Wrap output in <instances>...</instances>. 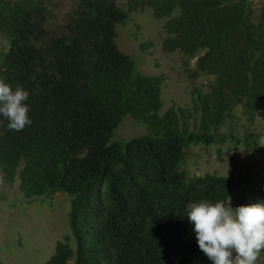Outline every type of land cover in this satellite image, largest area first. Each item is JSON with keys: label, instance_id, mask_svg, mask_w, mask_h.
Segmentation results:
<instances>
[{"label": "trees", "instance_id": "obj_1", "mask_svg": "<svg viewBox=\"0 0 264 264\" xmlns=\"http://www.w3.org/2000/svg\"><path fill=\"white\" fill-rule=\"evenodd\" d=\"M260 5L78 0L52 32L45 0H0V78L29 92L32 121L14 131L0 115L2 179L10 186L18 180L28 200L70 198V234L45 264H197L204 253L186 217L190 203H264L252 175L234 199L236 174L188 180L183 168L190 146L259 148L260 136L241 137L235 124L238 112L252 121L264 109ZM145 9L166 19L165 52L197 59L190 78L213 79L207 90L193 88L191 108L163 113L167 77L142 73L117 44L118 26ZM126 117L147 132L116 140Z\"/></svg>", "mask_w": 264, "mask_h": 264}, {"label": "rangeland", "instance_id": "obj_2", "mask_svg": "<svg viewBox=\"0 0 264 264\" xmlns=\"http://www.w3.org/2000/svg\"><path fill=\"white\" fill-rule=\"evenodd\" d=\"M45 1L50 9L48 26L52 32L65 24L78 3V0ZM253 2L256 9L261 6V0ZM165 22L166 19L159 20L150 9H145L131 14L128 23L119 25L117 30L118 46L137 61L142 73L167 77L162 93L163 113L174 105L191 108L193 88L197 86L207 90L213 82L211 77L190 78V69L197 59H188L180 52L164 51ZM141 45H144L143 49ZM190 114L194 117L191 112L187 114V122L192 124ZM237 119L235 129L241 137L260 136L258 149L247 150L243 145L232 143L208 148L190 146L186 148L183 166L188 180L207 174H236L234 199L241 198L249 175L264 190V109L252 121L246 119L242 112L237 113ZM146 132L143 125L132 117H126L119 125L115 139L129 140ZM229 203L230 200L226 204ZM231 205L235 208L236 201L231 199ZM69 211L70 198L66 195L28 200L20 192L19 181L16 180L12 186L5 184L0 172V264H45L54 255L57 243L70 234ZM72 245L75 246L74 241ZM197 264L212 262L203 254ZM256 264H264L262 252Z\"/></svg>", "mask_w": 264, "mask_h": 264}, {"label": "clouds", "instance_id": "obj_3", "mask_svg": "<svg viewBox=\"0 0 264 264\" xmlns=\"http://www.w3.org/2000/svg\"><path fill=\"white\" fill-rule=\"evenodd\" d=\"M29 92L15 90L0 78V115L9 130L31 125ZM188 221L194 226L199 249L212 264H256L264 251V203L233 208L223 200H201L188 205Z\"/></svg>", "mask_w": 264, "mask_h": 264}]
</instances>
